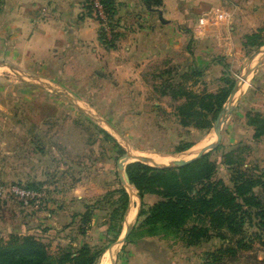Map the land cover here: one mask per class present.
Segmentation results:
<instances>
[{
	"label": "rangeland",
	"instance_id": "374dc122",
	"mask_svg": "<svg viewBox=\"0 0 264 264\" xmlns=\"http://www.w3.org/2000/svg\"><path fill=\"white\" fill-rule=\"evenodd\" d=\"M165 27L160 41H154L156 54L148 58L140 55L142 49L139 56L91 51L34 66L12 61L0 35V240L31 235L51 253L87 242L104 250L98 264L107 255L109 264L130 263V246L143 239H151L152 250L161 257L171 250L178 255L193 248L192 256H198L200 264H205L206 253L224 246L213 238L186 247L179 238L152 237L145 231L138 233L135 243H127L144 218L138 217L141 201L146 211L144 198L154 194H144L141 200L137 189L119 176L118 163L121 157L135 154L164 161L184 157L192 162L201 157L197 156L205 143L194 150L201 151L196 156L189 157L188 152L213 138L207 148V158L215 165L213 179L231 186L232 169L263 172L264 139L254 138L245 115L264 116V27L253 26L257 31L242 40V52L233 56L202 54L203 45L193 37L194 24L185 28V41L171 45L167 35L172 32L167 23ZM154 71L158 78L145 82L144 76ZM242 78L247 82L240 88ZM229 83L233 89L206 130L182 126L174 108L177 103L166 94L170 84L196 93H216ZM134 162L127 159L125 173ZM127 185L134 191L137 213L125 231L126 212L121 234L113 241L114 234L107 233L110 215L121 188L129 196V209L132 197ZM255 192L264 199V191ZM86 207L91 225L81 237L79 216ZM224 263L264 264V247L254 240L250 250Z\"/></svg>",
	"mask_w": 264,
	"mask_h": 264
},
{
	"label": "trees",
	"instance_id": "16d2710c",
	"mask_svg": "<svg viewBox=\"0 0 264 264\" xmlns=\"http://www.w3.org/2000/svg\"><path fill=\"white\" fill-rule=\"evenodd\" d=\"M143 1L146 6L161 5V0ZM100 3L109 33L97 17L100 25L98 41L106 50H113L120 38L116 32V4L114 0H100ZM83 7L88 15L93 14L89 0H84ZM1 9L0 2V12ZM154 73L144 76V81L149 82V77L151 80L158 78ZM232 89L233 83H229L227 89L221 88L216 93H196L180 84H170L166 94H171L177 103L174 108L182 126L206 130L216 121ZM245 118L246 124L253 129L254 138L264 139V116L247 112ZM208 156L209 153L181 167L154 168L140 162L126 166L129 184L137 189L141 200L144 194L159 197L146 211L141 201L138 217L144 218L128 235L127 243H135L142 231L152 237L162 234L179 238L186 247L219 239L224 246L206 253L205 264H225V260L235 258L238 252L250 250L254 240L264 247V199L255 192L256 189L264 191V171L257 175L232 169L231 186H228L221 179H213L215 165ZM117 194L107 228V233L114 234L113 241L121 234L129 206L127 192L121 188ZM87 209L79 216L81 237L87 235L91 225ZM252 228L256 231L250 233L248 229ZM103 251L84 242L77 249L67 247L51 253L39 238L12 235L7 241L0 240V264H98Z\"/></svg>",
	"mask_w": 264,
	"mask_h": 264
},
{
	"label": "crops",
	"instance_id": "0c3cea01",
	"mask_svg": "<svg viewBox=\"0 0 264 264\" xmlns=\"http://www.w3.org/2000/svg\"><path fill=\"white\" fill-rule=\"evenodd\" d=\"M114 1L116 32L120 38L116 48L109 51L117 54L139 56L142 49L140 55L146 58L154 56V41H160V37L166 32L167 23L168 32H172L167 35V41L171 45H180L185 41V28L194 24L193 37L203 45L202 54L239 55L243 48L242 40L257 31L253 26L258 29L264 27V0H161L159 7L146 6L143 0ZM0 2V35L9 49L12 61L34 66L43 61L46 63V60H57L61 55L74 57L90 54L91 51H108L98 41L100 25L93 15L87 14L83 7L84 0ZM246 82L243 79L240 88ZM205 140L191 152L199 153L214 143L213 138ZM204 143L201 151H194ZM135 155L147 162L167 165L184 158L164 162ZM127 188L132 201L125 220L130 226L136 217L137 200L131 186L127 185ZM158 200L156 196L150 195L144 198V203L152 206ZM152 243L151 239H143L130 246L131 258L127 264H200L199 257L192 256L193 248H185L178 255L172 254L171 250L166 257H161L154 248L152 250ZM105 261L109 264L108 255L101 264H105Z\"/></svg>",
	"mask_w": 264,
	"mask_h": 264
},
{
	"label": "water",
	"instance_id": "95a60500",
	"mask_svg": "<svg viewBox=\"0 0 264 264\" xmlns=\"http://www.w3.org/2000/svg\"><path fill=\"white\" fill-rule=\"evenodd\" d=\"M218 138H220V135H218ZM208 151H209V149L202 151L201 153L198 154L197 157L206 154ZM130 158L135 159L136 162H140L144 165L154 167V168L181 167V166H184V165H187L188 163H190V161H187V162L185 161V162H182L180 164L173 163V164H169V165H151V164H148L147 161L142 157L123 156L120 158L119 163H118V172H119V176L122 179H124L127 183H129V180L127 178L126 173L124 172V164L126 163L127 159H130Z\"/></svg>",
	"mask_w": 264,
	"mask_h": 264
},
{
	"label": "built area",
	"instance_id": "2783aa9c",
	"mask_svg": "<svg viewBox=\"0 0 264 264\" xmlns=\"http://www.w3.org/2000/svg\"><path fill=\"white\" fill-rule=\"evenodd\" d=\"M90 1V4H91V7H92V10H93V13L100 19L103 21V25L105 26V31L107 33H109V27L107 26V23H106V17H105V14H104V11H103V7L100 3V0H89ZM13 192L14 193H20V195L22 196H25V192L24 190L23 191H19L16 190V189H13Z\"/></svg>",
	"mask_w": 264,
	"mask_h": 264
},
{
	"label": "bare ground",
	"instance_id": "6f19581e",
	"mask_svg": "<svg viewBox=\"0 0 264 264\" xmlns=\"http://www.w3.org/2000/svg\"><path fill=\"white\" fill-rule=\"evenodd\" d=\"M243 79L244 78H242L240 81H241V83L243 82ZM189 154V157H191L192 155H197L198 153H195V154H193L192 152H188ZM129 156H131V155H129ZM133 157H135V156H133ZM188 157V158H189ZM180 159V158H179ZM187 159V158H186ZM185 158H183V159H180V160H178L177 162H174L175 164H180V163H182V162H185V161H187ZM191 159V158H190ZM153 160H155V159H153ZM156 161H164V160H156ZM171 161H173V160H170V161H164V162H171ZM156 164V163H155ZM158 165H167V164H159L158 163ZM128 187H129V185H128ZM131 206V205H130ZM129 210H130V208H129ZM129 212V211H128ZM133 221V220H132ZM129 228V225H127V224H125V231L127 230ZM107 257V256H106ZM106 264V263H105Z\"/></svg>",
	"mask_w": 264,
	"mask_h": 264
}]
</instances>
